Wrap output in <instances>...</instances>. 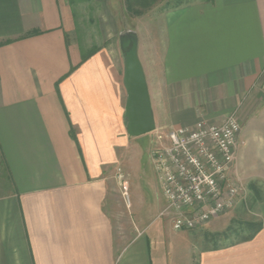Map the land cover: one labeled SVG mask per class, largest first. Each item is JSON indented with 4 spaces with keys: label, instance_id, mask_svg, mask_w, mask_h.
Instances as JSON below:
<instances>
[{
    "label": "crops",
    "instance_id": "1",
    "mask_svg": "<svg viewBox=\"0 0 264 264\" xmlns=\"http://www.w3.org/2000/svg\"><path fill=\"white\" fill-rule=\"evenodd\" d=\"M73 29L67 0H0V264H264V0L183 3L151 57L138 41L156 129L241 124L233 175L254 216L206 246H164L116 202L111 176L145 135L127 131L124 55L83 62Z\"/></svg>",
    "mask_w": 264,
    "mask_h": 264
},
{
    "label": "rangeland",
    "instance_id": "2",
    "mask_svg": "<svg viewBox=\"0 0 264 264\" xmlns=\"http://www.w3.org/2000/svg\"><path fill=\"white\" fill-rule=\"evenodd\" d=\"M192 1L194 0H182L180 3L177 0H67L74 19V29L70 39L84 53L93 51L88 59L106 50L109 56L116 63L119 62L123 68L121 40L125 35L136 36L140 44L141 56L151 57L152 44L161 37L164 12ZM150 60L145 62L148 68H150ZM160 130L169 129L160 128ZM151 146L152 135L150 134L132 141L130 150L125 151L127 158L125 156V161L111 176L110 185L114 189L116 202H122L125 208L128 206V211L135 219L140 218L145 225L155 221V227H151L148 232L153 240L156 238L155 230L159 227L162 228L159 233L166 236L165 240H162V245L167 246L171 243L178 249H185L190 243L210 245L213 241L205 237V234L209 233L248 232V226L241 219L245 216L248 218L254 216L251 214L254 212V203L251 194L242 193L238 203L241 200L242 202L237 203L238 205L236 204L230 213L217 219V223H223V225L217 228H208V225L202 230L191 231L189 234L194 237L177 236L175 233L177 231L173 230L170 220L160 217V213L166 206V200L162 195L151 161ZM125 184L128 186V195H125ZM129 223L131 224L129 216L122 215L123 233H131ZM127 239V237L124 238L125 241Z\"/></svg>",
    "mask_w": 264,
    "mask_h": 264
},
{
    "label": "built area",
    "instance_id": "3",
    "mask_svg": "<svg viewBox=\"0 0 264 264\" xmlns=\"http://www.w3.org/2000/svg\"><path fill=\"white\" fill-rule=\"evenodd\" d=\"M241 124L235 115L221 123L155 129L151 161L166 206L160 213L177 232L204 228L230 213L243 188L233 175ZM125 195L128 186L124 185Z\"/></svg>",
    "mask_w": 264,
    "mask_h": 264
},
{
    "label": "water",
    "instance_id": "4",
    "mask_svg": "<svg viewBox=\"0 0 264 264\" xmlns=\"http://www.w3.org/2000/svg\"><path fill=\"white\" fill-rule=\"evenodd\" d=\"M125 60L124 85L127 92L125 118L130 136L137 138L153 132L155 120L143 67L138 57V39L127 34L121 40Z\"/></svg>",
    "mask_w": 264,
    "mask_h": 264
},
{
    "label": "trees",
    "instance_id": "5",
    "mask_svg": "<svg viewBox=\"0 0 264 264\" xmlns=\"http://www.w3.org/2000/svg\"><path fill=\"white\" fill-rule=\"evenodd\" d=\"M179 3L180 2H182V0H177ZM34 34H38V33H34ZM29 35H33V33L32 34H29ZM5 43H9L8 41L7 42H5ZM81 53H82V60H83V62L84 61H86L89 57H90V55L93 53V51L92 52H88V53H84V51L82 50L81 51ZM72 135H73V137H74V133H72ZM249 226H252V227H258V225L257 224H248Z\"/></svg>",
    "mask_w": 264,
    "mask_h": 264
}]
</instances>
